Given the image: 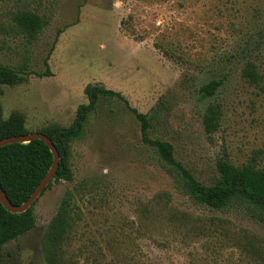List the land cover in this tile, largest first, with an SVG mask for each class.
<instances>
[{
    "label": "rangeland",
    "instance_id": "1",
    "mask_svg": "<svg viewBox=\"0 0 264 264\" xmlns=\"http://www.w3.org/2000/svg\"><path fill=\"white\" fill-rule=\"evenodd\" d=\"M31 12L34 38L16 24ZM253 64L261 80L243 69ZM0 65L27 81L2 86L3 117L37 133L68 126L84 88L120 93L150 116L148 138L210 184L217 163L264 168V0H0ZM224 78L211 98L199 89ZM219 104L218 128L203 116ZM72 180L53 182L33 206L35 227L0 249V264H45L41 242L63 197L76 223L64 250L73 264H264V222L246 209L211 210L178 188L122 101L100 102L71 145Z\"/></svg>",
    "mask_w": 264,
    "mask_h": 264
},
{
    "label": "trees",
    "instance_id": "2",
    "mask_svg": "<svg viewBox=\"0 0 264 264\" xmlns=\"http://www.w3.org/2000/svg\"><path fill=\"white\" fill-rule=\"evenodd\" d=\"M15 21L17 26L31 38L36 37L43 27L41 18L27 11L18 13ZM242 74L251 83L261 80L253 64H248ZM26 81L27 75L21 68L0 65V96L2 86L12 87ZM223 83L224 78H221L202 85L199 89L202 98L213 97ZM84 94L87 103L78 106L70 125L50 124L38 132L52 141L59 155L56 175L45 191L53 182L72 180V143L82 138L89 118L96 112L100 102L116 99L124 102L126 108L140 123L142 140L155 149L159 158L168 167V173L175 180L179 190L194 204L217 211L246 209L264 222V168L258 167L253 161L242 166L221 161L217 163V177L212 183L204 184L175 160L170 143L148 138L152 128L150 116L129 107L120 93L101 85L88 84L84 88ZM220 118V105L210 104L203 116L205 131L209 134L215 132ZM28 133L30 132L25 127V117L21 113L14 112L4 119L0 104V139ZM51 164L52 155L42 141L35 140L28 144L1 147L0 188L10 203L14 206L24 203L44 178ZM33 206L22 214H12L0 204V249L34 229ZM73 212L72 194L67 193L42 238L41 249L45 264H73L65 258L64 250L67 238L76 223ZM254 253L264 261V251L255 249Z\"/></svg>",
    "mask_w": 264,
    "mask_h": 264
},
{
    "label": "water",
    "instance_id": "3",
    "mask_svg": "<svg viewBox=\"0 0 264 264\" xmlns=\"http://www.w3.org/2000/svg\"><path fill=\"white\" fill-rule=\"evenodd\" d=\"M35 140L42 141L48 147L52 155V164L44 178L41 180V182L35 188L33 193L30 195V197L19 206L12 205L6 197L5 193L0 188V204L5 210L12 214H22L26 212L39 199V197L42 195V193L45 191L49 183L54 179L56 175L59 163V155L52 141L42 133H28L25 135L12 136L0 139V148L12 144H28Z\"/></svg>",
    "mask_w": 264,
    "mask_h": 264
}]
</instances>
